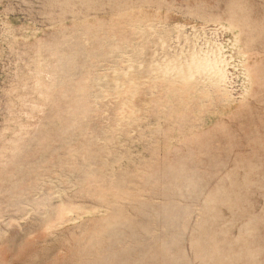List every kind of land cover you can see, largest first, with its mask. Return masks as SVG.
Listing matches in <instances>:
<instances>
[{"label": "rangeland", "instance_id": "374dc122", "mask_svg": "<svg viewBox=\"0 0 264 264\" xmlns=\"http://www.w3.org/2000/svg\"><path fill=\"white\" fill-rule=\"evenodd\" d=\"M0 264H264V0H0Z\"/></svg>", "mask_w": 264, "mask_h": 264}]
</instances>
